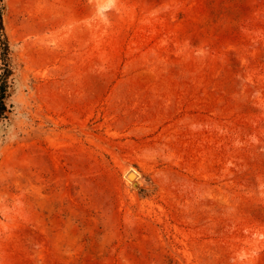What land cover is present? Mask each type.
Instances as JSON below:
<instances>
[{"label":"rangeland","instance_id":"rangeland-1","mask_svg":"<svg viewBox=\"0 0 264 264\" xmlns=\"http://www.w3.org/2000/svg\"><path fill=\"white\" fill-rule=\"evenodd\" d=\"M0 264H264V0H2Z\"/></svg>","mask_w":264,"mask_h":264},{"label":"trees","instance_id":"trees-1","mask_svg":"<svg viewBox=\"0 0 264 264\" xmlns=\"http://www.w3.org/2000/svg\"><path fill=\"white\" fill-rule=\"evenodd\" d=\"M5 6L0 0V121L7 118L12 106L8 104L10 90L12 88V47L5 33L4 27Z\"/></svg>","mask_w":264,"mask_h":264}]
</instances>
